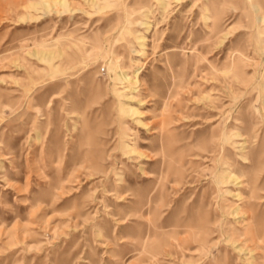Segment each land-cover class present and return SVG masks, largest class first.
<instances>
[{
    "label": "rangeland",
    "instance_id": "rangeland-1",
    "mask_svg": "<svg viewBox=\"0 0 264 264\" xmlns=\"http://www.w3.org/2000/svg\"><path fill=\"white\" fill-rule=\"evenodd\" d=\"M0 264H264V0H0Z\"/></svg>",
    "mask_w": 264,
    "mask_h": 264
},
{
    "label": "bare ground",
    "instance_id": "bare-ground-1",
    "mask_svg": "<svg viewBox=\"0 0 264 264\" xmlns=\"http://www.w3.org/2000/svg\"><path fill=\"white\" fill-rule=\"evenodd\" d=\"M223 183H227V184H228V183H229V181H227V179H226L225 181H223Z\"/></svg>",
    "mask_w": 264,
    "mask_h": 264
}]
</instances>
